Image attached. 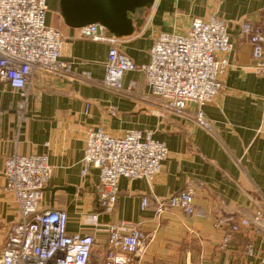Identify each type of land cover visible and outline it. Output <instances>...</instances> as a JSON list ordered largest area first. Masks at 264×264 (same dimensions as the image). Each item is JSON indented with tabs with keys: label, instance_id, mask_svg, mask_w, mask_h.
<instances>
[{
	"label": "crops",
	"instance_id": "0c3cea01",
	"mask_svg": "<svg viewBox=\"0 0 264 264\" xmlns=\"http://www.w3.org/2000/svg\"><path fill=\"white\" fill-rule=\"evenodd\" d=\"M212 14L225 20L234 49L219 55L229 65L220 77V91L204 107L214 128L210 132L195 123V104H188L184 117L162 107L140 70L125 74L120 91L105 87L110 43L80 37L78 28L65 22L60 0H46V22L62 32L60 60L71 71L37 72L26 95L0 82V251L19 218L4 161L15 152L44 153L52 175L39 211L65 210L68 232L93 233L92 264H103L105 258L104 224L123 220L141 222L146 239L131 264H264V227L242 228L223 245L227 230L215 226L219 218L252 220L257 210H264V74L255 69L252 45L242 35L244 21L264 22V0H155L134 14L143 23L121 37L120 47L138 66L147 64L160 33H184L194 18ZM98 127L114 137L131 129L152 131L169 149L152 183L120 178L111 213L100 205L99 170L82 174L87 130ZM189 187L207 216L178 208L156 213L157 199ZM144 197L149 198L145 209ZM93 213L99 214L100 224L90 219Z\"/></svg>",
	"mask_w": 264,
	"mask_h": 264
},
{
	"label": "built area",
	"instance_id": "2783aa9c",
	"mask_svg": "<svg viewBox=\"0 0 264 264\" xmlns=\"http://www.w3.org/2000/svg\"><path fill=\"white\" fill-rule=\"evenodd\" d=\"M78 34L110 43L105 87L120 91L125 74L140 70L162 107L184 117L188 104L193 103L195 123L207 131L214 130L204 107L220 91V77L229 65L228 59L219 55L234 49L224 19L216 14L206 19L196 17L184 33H160L151 46L150 62L140 66L121 49L122 38L109 34L102 24L79 27ZM242 35L252 45L255 69L264 74V22L244 21ZM63 43L62 32L46 22V0H0V82L26 95L37 72L67 74L71 66L60 60ZM111 112L115 114L117 107ZM1 123L0 110V127ZM168 154L165 142L156 139L152 131L131 129L121 137H114L102 127L90 128L82 174L87 175L92 168L99 170L100 205L103 211L111 213L118 199L120 178L152 183ZM4 174L18 203L19 218L11 225L1 247L0 264H92L94 234L68 232L69 218L65 210L39 211L52 175L49 156L12 153L4 161ZM148 206L149 198L144 197L142 208ZM169 208L181 209L187 215L207 216L204 209L195 205L194 190L190 187L166 199H157L158 215ZM90 219L95 225L100 224L98 213L91 214ZM104 225L108 237L103 264L134 262L146 245L141 222L123 220ZM215 226H224L227 230L228 235L223 239V245H227L230 236L242 228H263L264 210H257L252 220L219 218Z\"/></svg>",
	"mask_w": 264,
	"mask_h": 264
},
{
	"label": "water",
	"instance_id": "95a60500",
	"mask_svg": "<svg viewBox=\"0 0 264 264\" xmlns=\"http://www.w3.org/2000/svg\"><path fill=\"white\" fill-rule=\"evenodd\" d=\"M155 0H60L61 14L72 27L91 23L105 26L118 37L132 35L142 19H133L139 9L151 7Z\"/></svg>",
	"mask_w": 264,
	"mask_h": 264
},
{
	"label": "trees",
	"instance_id": "16d2710c",
	"mask_svg": "<svg viewBox=\"0 0 264 264\" xmlns=\"http://www.w3.org/2000/svg\"><path fill=\"white\" fill-rule=\"evenodd\" d=\"M131 16L133 17V16H134V14H133V15L131 14Z\"/></svg>",
	"mask_w": 264,
	"mask_h": 264
}]
</instances>
